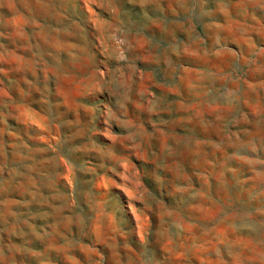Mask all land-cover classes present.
I'll use <instances>...</instances> for the list:
<instances>
[{"label":"rangeland","instance_id":"374dc122","mask_svg":"<svg viewBox=\"0 0 264 264\" xmlns=\"http://www.w3.org/2000/svg\"><path fill=\"white\" fill-rule=\"evenodd\" d=\"M0 264H264V0H0Z\"/></svg>","mask_w":264,"mask_h":264}]
</instances>
